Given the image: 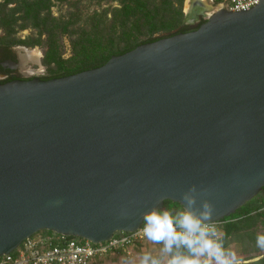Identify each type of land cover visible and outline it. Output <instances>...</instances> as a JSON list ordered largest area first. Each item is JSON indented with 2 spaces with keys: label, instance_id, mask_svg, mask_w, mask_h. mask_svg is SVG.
<instances>
[{
  "label": "water",
  "instance_id": "water-1",
  "mask_svg": "<svg viewBox=\"0 0 264 264\" xmlns=\"http://www.w3.org/2000/svg\"><path fill=\"white\" fill-rule=\"evenodd\" d=\"M209 5L102 67L0 84V258L40 232L108 242L185 194L220 223L261 193L264 0Z\"/></svg>",
  "mask_w": 264,
  "mask_h": 264
},
{
  "label": "trees",
  "instance_id": "trees-1",
  "mask_svg": "<svg viewBox=\"0 0 264 264\" xmlns=\"http://www.w3.org/2000/svg\"><path fill=\"white\" fill-rule=\"evenodd\" d=\"M51 0H0V50H9L14 46L25 48H46L42 64L57 74L41 78L48 81L56 78L75 75L105 65L112 56L123 55L136 47L153 43L166 37L187 33L190 30L182 26L176 33L163 37H153L157 32H169L172 27H180L183 18L184 0H166V7L170 9L162 14L161 9L149 0H120L121 8L112 10L113 15L107 18V12L93 13L83 22L81 17L74 20H62L54 18L50 13ZM216 4L222 0H214ZM170 22V23H169ZM205 21L203 20L195 28L197 29ZM168 24V28L162 25ZM163 27V28H162ZM30 30L35 36L25 40H18L19 31ZM139 30V33L137 32ZM143 31L151 34V37L140 41L139 36ZM129 33H132L129 35ZM67 36L71 47L72 57L78 58V62L71 69H64L60 56L54 51V39ZM139 35V36H138ZM92 56V60L87 57ZM53 65V68L50 66ZM54 70V71H52ZM261 209L249 207L248 203L240 208L235 215L226 218L219 226V230L226 241L237 230L239 221L258 218L264 223V189L256 198ZM163 209L172 211L173 214L181 207L178 204L165 202ZM135 249H137L135 247ZM254 264H264L262 260Z\"/></svg>",
  "mask_w": 264,
  "mask_h": 264
},
{
  "label": "rangeland",
  "instance_id": "rangeland-1",
  "mask_svg": "<svg viewBox=\"0 0 264 264\" xmlns=\"http://www.w3.org/2000/svg\"><path fill=\"white\" fill-rule=\"evenodd\" d=\"M208 6L210 1L209 0H202ZM214 3L215 1L212 0ZM155 3L161 9L162 14H165L170 8L166 7V0H149V3ZM120 0H51L50 1V13L54 18H61L62 20H74L75 17H81L82 22L93 13H102L107 12V18L110 19L114 12L112 10H119L121 8ZM189 6V0H184L182 13L184 16L187 14ZM214 7V10L217 7H220L218 4ZM185 17L182 20L180 27H172L169 32H157L153 34V37H163L169 34L176 33L182 26ZM170 23V22H169ZM186 25V24H185ZM164 28H168V24L162 25ZM162 27V28H163ZM139 33V30H137ZM132 33H129L131 35ZM139 36L140 41H143L149 37L147 31H143L140 33ZM30 36H35L30 30L19 31L16 35L18 40H25ZM54 51L60 56L62 61V65L64 69H71L73 68L76 63L78 62V58L72 57L71 47L69 45V38L67 36H63L62 38L56 35L54 39ZM16 47V46H14ZM26 50V56L28 54H33L37 56V61H30L26 58V61L23 63L25 70L29 73V75H34L36 77H48L53 74H57L59 70H52L54 72H50L48 68H46L42 64V59L44 57V52L46 48H25L20 46ZM89 60H92V56L87 57ZM53 68V65L50 66ZM53 73V74H52ZM257 198V197H256ZM254 199L250 202L249 207H257L261 209L260 203L257 199ZM237 230L233 232L232 236L226 241L225 248L234 252L236 254V258L238 264H254L264 257V248H260L257 246L256 238L259 235H264V223L261 219L253 218L248 219L245 217L244 219L240 220ZM119 235V233H117ZM116 235V236H117ZM161 245L153 243L152 241H147L142 244H139L133 250V253L130 257L125 256H117V255H110L107 257L100 258L95 264H125V261L128 264H138L139 257L144 252H151L153 255H157L159 253Z\"/></svg>",
  "mask_w": 264,
  "mask_h": 264
},
{
  "label": "clouds",
  "instance_id": "clouds-1",
  "mask_svg": "<svg viewBox=\"0 0 264 264\" xmlns=\"http://www.w3.org/2000/svg\"><path fill=\"white\" fill-rule=\"evenodd\" d=\"M182 199L187 207L175 214L153 209L143 215L141 234L161 247L157 255L144 252L138 264H238L236 254L224 247L222 235L211 223V206L204 202V210L197 214L192 210L195 198L185 194ZM256 243L264 248V235L257 236Z\"/></svg>",
  "mask_w": 264,
  "mask_h": 264
},
{
  "label": "built area",
  "instance_id": "built-area-1",
  "mask_svg": "<svg viewBox=\"0 0 264 264\" xmlns=\"http://www.w3.org/2000/svg\"><path fill=\"white\" fill-rule=\"evenodd\" d=\"M209 1L214 5L212 0ZM259 1L222 0L218 5L229 12L238 13L258 6ZM212 224L221 234L219 226L222 222ZM140 229L130 234H115L110 241L98 245L79 238L40 232L23 241L9 255L2 256L0 264H95L100 258L110 255L130 257L135 247L149 241L143 237Z\"/></svg>",
  "mask_w": 264,
  "mask_h": 264
},
{
  "label": "flooded vegetation",
  "instance_id": "flooded-vegetation-1",
  "mask_svg": "<svg viewBox=\"0 0 264 264\" xmlns=\"http://www.w3.org/2000/svg\"><path fill=\"white\" fill-rule=\"evenodd\" d=\"M195 8V11L191 13L190 17L188 16V24L185 25L190 30H194V28L203 21L201 20L197 22L198 16L201 15V9H197V7ZM26 58H28L26 56V50L20 46L12 47L8 51L1 49L0 84L36 78L34 75H29V73L25 70L23 63L26 61Z\"/></svg>",
  "mask_w": 264,
  "mask_h": 264
},
{
  "label": "bare ground",
  "instance_id": "bare-ground-1",
  "mask_svg": "<svg viewBox=\"0 0 264 264\" xmlns=\"http://www.w3.org/2000/svg\"><path fill=\"white\" fill-rule=\"evenodd\" d=\"M195 7H197V9H201V15L198 16L197 21L199 19V17H209L211 16L213 9L208 6L207 4H205L202 0H189V6L187 9V12H185L187 15L186 17V24H188V16L190 17L191 13L195 11ZM28 60L30 61H37V56L33 55V54H28Z\"/></svg>",
  "mask_w": 264,
  "mask_h": 264
}]
</instances>
